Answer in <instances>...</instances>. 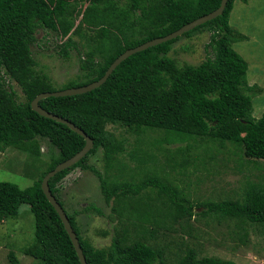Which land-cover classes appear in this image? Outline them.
Returning a JSON list of instances; mask_svg holds the SVG:
<instances>
[{
	"label": "trees",
	"instance_id": "obj_1",
	"mask_svg": "<svg viewBox=\"0 0 264 264\" xmlns=\"http://www.w3.org/2000/svg\"><path fill=\"white\" fill-rule=\"evenodd\" d=\"M221 1L0 0V151L11 148L39 158L41 140H47L55 151L33 186L22 189L0 182V224L17 220L24 204L30 206L34 217L35 238L23 249L26 255L42 264H81L42 182L50 171L80 152L86 141L67 125L32 110L31 103L38 95L57 91L49 75L37 70L31 47L39 40L38 34L45 33L42 40L55 37L57 53L66 60L73 50L83 53L80 73L62 90L82 87L100 80L127 50L179 30L217 10ZM236 2L246 4L248 0H229L222 16L134 54L100 88L40 101L43 109L75 124L94 141L93 149L80 162L49 181L88 264H229L198 258L186 241L177 243L175 252L154 242L159 231L169 230L173 224L191 236L200 220L206 224L234 222L242 245L248 244L250 228L264 235V113L259 119L253 116L255 87L246 88L249 65L234 48L236 42L246 39L230 24ZM204 30L211 32L206 60L180 66L169 57L177 42ZM12 83L21 89L25 102L18 101ZM109 126L125 128L138 137L146 132H160L163 137L152 146L156 152L149 153L144 143L128 152ZM227 144L239 157L240 172L252 169L262 173H253L255 180L247 176L242 199L192 203L184 191L189 184L183 189L159 177L154 168H144L161 162L160 172L167 167L187 178L199 172L209 174L214 169L211 164L218 160L214 151L223 152ZM99 151L104 172L89 163ZM126 153L135 163L133 168L123 157ZM76 169L94 173L106 202L113 200L120 221L128 220L108 247L98 248L83 235L79 212L70 213L60 198L62 182ZM127 171L131 177L126 180ZM134 178L140 182H130ZM142 192L147 193L137 197ZM200 209L203 211L198 212ZM8 257L10 264H21L14 253Z\"/></svg>",
	"mask_w": 264,
	"mask_h": 264
},
{
	"label": "rangeland",
	"instance_id": "obj_2",
	"mask_svg": "<svg viewBox=\"0 0 264 264\" xmlns=\"http://www.w3.org/2000/svg\"><path fill=\"white\" fill-rule=\"evenodd\" d=\"M230 24L246 37L245 40L236 42L234 48L249 65L246 88L255 87L253 116L259 119L264 113V0H248L246 4L236 2ZM44 35L45 33L40 32L39 40L31 47L38 64L37 70L49 75L57 91L62 90L80 73L81 59L84 55L73 50L70 58L66 60L57 53L56 46L59 41L53 36L42 40ZM210 35V31L204 30L191 39H181L175 44L169 57L176 59L180 66L199 65L207 58L205 47L210 42ZM12 85L17 93L18 101L25 102L21 89L15 83ZM108 130L117 139L125 142L128 152L142 143L149 149V153L156 152L157 149L152 146L163 137L160 132H146L138 137L118 126H109ZM40 145L42 156L39 158L11 148L0 151V182L14 183L22 189L33 186L45 171L49 155L51 151H54L47 140H41ZM162 147L165 149L168 146ZM233 150L232 146L227 144L223 152L214 151L218 160L214 165L211 164L214 169L209 174L199 172L188 175L189 178H187L167 167H164V172H160L158 166L162 165L161 162L150 163L144 168L148 167L152 170L154 168L159 172L157 173L159 177L183 189L189 184L188 190L184 191L189 194L188 197L192 203L206 202L208 199L215 202L225 199H242L247 176L255 180L253 173H262L252 169L240 172L239 157L233 153ZM123 157L127 161L130 159L127 153ZM129 162V167L133 168L135 163ZM89 163L104 172L105 163L101 151L92 156ZM129 173L130 171H127L126 180L131 177ZM132 181L140 182L135 178L130 180ZM146 193L142 192L137 197ZM59 195L70 213L79 212L77 219L83 235L98 248L110 246L111 238L117 230L121 231L123 224L128 225V220L121 218V221H124L121 222L119 212L113 210L115 207L113 200L106 202L99 179L91 171L81 169L72 171L62 182ZM87 207L92 209L85 211ZM94 207L100 209L101 213H98ZM30 210V206L24 204L20 207V216L17 220H6L0 224V264H10L8 259L10 253H14L21 264H42L23 252L24 248L33 244L35 238V222ZM202 211L203 209L198 210V212ZM192 221L194 222L195 219ZM168 226L171 227L170 223ZM193 228L195 232L190 236L182 232L178 224H173L171 229L159 231L154 242L167 245L172 252H175L177 243L186 241L198 252L200 259H219L229 264H264V235H261L257 229L250 228L248 244L242 245L236 237L237 230L234 229V222L206 224L205 221L200 220L194 224ZM103 233L107 234L104 236Z\"/></svg>",
	"mask_w": 264,
	"mask_h": 264
},
{
	"label": "water",
	"instance_id": "obj_3",
	"mask_svg": "<svg viewBox=\"0 0 264 264\" xmlns=\"http://www.w3.org/2000/svg\"><path fill=\"white\" fill-rule=\"evenodd\" d=\"M228 1L229 0H222L220 7L217 10H215V11H213V12H211V13L203 16V17L196 19L195 21L183 26L179 30H177V31L165 36V37H161V38H157V39L148 41V42H146V43H144V44H142L136 48L127 50L125 53L120 55L111 64V66L108 68L105 75L100 80L93 82L89 85L82 86V87H75V88H69V89H64V90H58V91H54V92L41 93L32 101L31 107H32L33 111H35L36 113H38L40 116H42L44 118H47V119L56 121L58 123L67 125L68 128H70L72 131H74L78 135L82 136L86 141L84 148L80 152H78L75 156L68 159L67 161L59 164L54 170L50 171L44 177L43 182H42L43 192H44L45 196L47 197L48 201L51 203V205L55 208L59 217L61 218V220L64 224V227H65V229H66V231H67V233H68V235H69V237H70V239L74 245V248L77 252V255L79 257L81 264H88V263H87L85 255H84L82 246L80 244L79 238H78L76 232L74 231V229H73V227L69 221V217H68L66 211L61 206V204L57 201L56 197L52 194V191L49 187V181L54 176H56L58 173H60L64 170L70 169L71 167L76 165L78 162H80L93 149L94 141L81 128L77 127L75 124H73L64 118L59 117V116L52 114V113L46 111L45 109H43L40 106V101H42L43 99L50 98V97L58 98V97H68V96L70 97V96L82 95V94H86L88 92H91L97 88H100L104 83L107 82V80L109 79L111 74L115 71V69L122 62H124L126 59L133 56L134 54L145 51L151 47H155V46L161 45L163 43L177 39V38L183 36L184 34L196 29L197 27L204 25L207 22L212 21V20L222 16L225 9H226Z\"/></svg>",
	"mask_w": 264,
	"mask_h": 264
}]
</instances>
